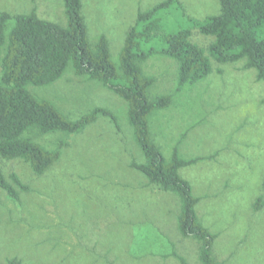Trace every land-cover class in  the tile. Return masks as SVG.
<instances>
[{
    "label": "rangeland",
    "instance_id": "374dc122",
    "mask_svg": "<svg viewBox=\"0 0 264 264\" xmlns=\"http://www.w3.org/2000/svg\"><path fill=\"white\" fill-rule=\"evenodd\" d=\"M161 1L83 0L90 42L105 35L119 67L138 12ZM180 2L184 8L171 16L170 27L191 28V40L209 55L214 38L200 33L188 17L204 21L218 15L219 0ZM33 9L66 25L63 0H0V13ZM211 64L205 80L179 91L174 60L157 55L144 63V72L157 79L152 94H173L172 106L152 119V132L166 157L179 140L181 154L198 159L180 174L200 199V221L217 236V260L264 264V207L253 208L264 195V82L245 61L220 64L211 58ZM28 89L73 120L105 108L118 117V125L100 116L80 134L38 138L49 148L61 138L68 143L42 176L22 160L0 162L8 181L16 174L29 188L18 189V202L0 188V264L13 259L19 264H180L174 252L201 264L197 241L178 231L177 198L130 166L144 157L125 101L101 83L77 76L71 65L55 83Z\"/></svg>",
    "mask_w": 264,
    "mask_h": 264
},
{
    "label": "trees",
    "instance_id": "16d2710c",
    "mask_svg": "<svg viewBox=\"0 0 264 264\" xmlns=\"http://www.w3.org/2000/svg\"><path fill=\"white\" fill-rule=\"evenodd\" d=\"M219 2L218 15L204 21L188 17L200 33L214 38L209 55L191 40V28L170 27L171 16L184 8L180 0H163L138 12L121 50L119 67L111 60L105 35H100L94 44L90 42L83 0H63L66 25L39 17L35 9L29 13H0V162L19 159L35 175L42 176L60 160L68 143L61 138L54 148H49L38 138L80 134L100 116L109 117L118 125V117L105 108H95L73 120L53 102L29 91V85L55 83L71 65L77 76L101 83L125 101L128 124L144 157V162L133 159L131 168L151 186L177 198L178 231L184 238L197 241L201 264H221L214 253L217 236L200 221V199L180 174L182 168L198 159L185 158L179 150V140L166 157L152 132V119L172 106L173 94L153 95L157 79L143 69L152 56L174 60L180 91L211 74V58L220 64L245 61V68L255 69L257 80L264 82V0ZM11 179L12 183L0 168V188L18 202V189L29 188L16 174ZM262 207L264 195L253 206L255 211ZM173 256L180 264H190L182 255L174 252ZM10 264L19 262L13 259Z\"/></svg>",
    "mask_w": 264,
    "mask_h": 264
}]
</instances>
